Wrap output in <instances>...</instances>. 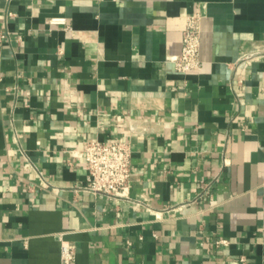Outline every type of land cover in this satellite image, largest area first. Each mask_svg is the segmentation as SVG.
<instances>
[{"label":"crops","instance_id":"0c3cea01","mask_svg":"<svg viewBox=\"0 0 264 264\" xmlns=\"http://www.w3.org/2000/svg\"><path fill=\"white\" fill-rule=\"evenodd\" d=\"M0 36V264H264V0H0ZM92 141L126 197L82 190Z\"/></svg>","mask_w":264,"mask_h":264},{"label":"built area","instance_id":"2783aa9c","mask_svg":"<svg viewBox=\"0 0 264 264\" xmlns=\"http://www.w3.org/2000/svg\"><path fill=\"white\" fill-rule=\"evenodd\" d=\"M201 15L187 18L186 28L182 32L181 49L178 55L169 58L181 74H195L202 70L201 59L202 28ZM53 25H63L71 30L63 18L53 19ZM2 36H0V41ZM264 57V55H262ZM254 56H245L242 61L250 62ZM86 164L87 182L82 190L93 195L109 198L126 197L132 183V145L127 141L87 142L77 154ZM226 243L220 241L218 244ZM75 259V246L70 243L61 245V264H72Z\"/></svg>","mask_w":264,"mask_h":264}]
</instances>
